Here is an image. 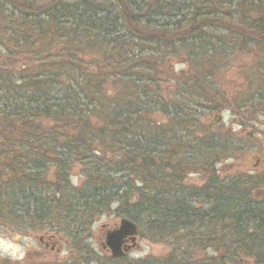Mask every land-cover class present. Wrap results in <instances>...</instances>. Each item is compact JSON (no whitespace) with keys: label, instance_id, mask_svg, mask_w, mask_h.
Returning <instances> with one entry per match:
<instances>
[{"label":"trees","instance_id":"1","mask_svg":"<svg viewBox=\"0 0 264 264\" xmlns=\"http://www.w3.org/2000/svg\"><path fill=\"white\" fill-rule=\"evenodd\" d=\"M257 51L264 0H0V223L81 243L85 226L117 204L139 236L144 227L176 252L208 243L229 264H264V196L250 194L253 180H213L235 149L198 120L216 101L215 59ZM178 54L186 102L168 108L160 70ZM107 83L124 92L108 99ZM84 99L97 127L76 112ZM72 164L77 185L66 175ZM192 173L212 180L185 190ZM179 253L169 264H183Z\"/></svg>","mask_w":264,"mask_h":264},{"label":"rangeland","instance_id":"2","mask_svg":"<svg viewBox=\"0 0 264 264\" xmlns=\"http://www.w3.org/2000/svg\"><path fill=\"white\" fill-rule=\"evenodd\" d=\"M220 57L223 58L215 59V65L221 66L220 76L212 86L214 88L212 94L215 95L216 101H214L212 109L200 108L198 110V120L211 131H219V134L226 135L229 140H226L227 142L224 144L235 149V152L234 155L222 160L217 165V173L213 180L225 185H228L231 182L230 178L234 177H238V180L240 178L242 180L240 182L245 181L244 185L253 180L254 186L248 188L250 194L254 197H263L264 97L259 95L264 90V79H259V74H264V53L257 51L253 55L233 54L230 57ZM185 59L183 55L178 54L161 65L160 71L163 80L160 90V99L163 100L161 105L171 108L175 103L186 102L180 95V92L185 91L186 87V82H184L186 76L182 73V71L185 73L187 69ZM11 81H13L15 89L21 85L20 82L14 80V77ZM123 88L121 85L111 86L107 83L101 94L108 99L113 98L115 91L116 94H120L121 91L124 92ZM90 89L87 93L90 96L98 92L95 88L91 87ZM88 98L92 97L88 96ZM190 99L189 101H191ZM93 109L92 101L86 99L82 100V103L79 100L76 104V112L82 116L87 112L89 115L87 116L89 117L87 126L92 128L97 127L95 124L99 122L98 116L92 111ZM164 118L158 112L156 120ZM88 130L90 129L88 128ZM46 173L53 177L56 174V169L50 166L46 169ZM66 175L71 184L77 185L82 179L81 168L77 164H72ZM211 180L192 173L185 177L183 187L185 190L200 191L208 186ZM128 181L135 183L137 188L142 186L138 181L134 182L132 178L124 180L126 183ZM253 182L251 183L253 184ZM115 184L118 182L115 181ZM238 185L243 186L242 184ZM116 207L117 204H112L108 211H104L89 226H85L80 234L83 236V242H76V264H169L171 258L168 256L179 252L185 256L181 257L179 253L180 258H176L175 261L179 260L183 264H208L212 262L206 259L209 256L217 258L219 263L224 261L225 254L221 257V254H217L208 243L193 245L196 250V252L193 250V253L188 249L178 247L179 251L176 252L174 247L168 243L151 241L146 236L147 231L144 227H141L142 236L138 235L137 237V247L124 257L112 259L101 247L100 242L105 231L115 228L120 220L121 216L114 210ZM40 235H45L46 238L48 234L43 230L21 234L14 228L11 229L0 223V264H75V240H72L71 236H54L56 248L59 247V252H56L55 249L49 250L43 247L37 238ZM89 248L94 249L92 254L89 253ZM215 262L217 260L212 263ZM223 264H229V259L225 258Z\"/></svg>","mask_w":264,"mask_h":264},{"label":"water","instance_id":"3","mask_svg":"<svg viewBox=\"0 0 264 264\" xmlns=\"http://www.w3.org/2000/svg\"><path fill=\"white\" fill-rule=\"evenodd\" d=\"M138 227L136 223L128 218H120L118 225L105 232V244L113 258L122 257L124 252L133 247L137 240ZM127 240L130 245L123 247Z\"/></svg>","mask_w":264,"mask_h":264},{"label":"flooded vegetation","instance_id":"4","mask_svg":"<svg viewBox=\"0 0 264 264\" xmlns=\"http://www.w3.org/2000/svg\"><path fill=\"white\" fill-rule=\"evenodd\" d=\"M45 235H43V236H38L37 238H38V241L43 245V247L45 248V249H49V250H54L55 249V251L56 252H59V247L58 248H56L57 247V244L54 242V237L53 236H51V237H44ZM129 241H127V240H125L124 242H123V244H122V246L123 247H126L127 245H129ZM100 245H101V247L108 253V254H110L109 252H108V250H107V245L105 244V237L103 236L102 237V241L100 242ZM135 247H137V246H134V247H131V249L130 250H128V251H126L125 252V254H127V253H129L130 251H132ZM74 250H75V257H74V259H75V264H76V237H75V248H74ZM94 251V249H92V248H89V253L90 254H92V252ZM86 253H88V252H86ZM88 253V254H89ZM89 254V255H90ZM45 260H47L46 258H45ZM44 260V261H45Z\"/></svg>","mask_w":264,"mask_h":264}]
</instances>
